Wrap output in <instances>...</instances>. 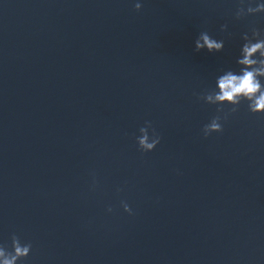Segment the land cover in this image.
Returning a JSON list of instances; mask_svg holds the SVG:
<instances>
[{"label": "water", "instance_id": "1", "mask_svg": "<svg viewBox=\"0 0 264 264\" xmlns=\"http://www.w3.org/2000/svg\"><path fill=\"white\" fill-rule=\"evenodd\" d=\"M238 2L0 0V243L30 242L23 264H264V114L201 133L198 96L264 30Z\"/></svg>", "mask_w": 264, "mask_h": 264}, {"label": "clouds", "instance_id": "2", "mask_svg": "<svg viewBox=\"0 0 264 264\" xmlns=\"http://www.w3.org/2000/svg\"><path fill=\"white\" fill-rule=\"evenodd\" d=\"M134 7L139 10L142 0H134ZM257 14H264V0H239L233 16L241 19ZM225 27L221 25L220 31L223 32ZM240 40L234 61L237 67L222 70L215 76L213 86L198 96L204 104L215 106L217 113L202 126L201 133L204 137L221 132L222 121L227 115L236 112L242 102L246 103L249 113L264 114V30L250 26L241 33ZM224 43V39L211 35L207 30H201L194 40V47L196 51L205 49L210 53L220 52ZM134 140L140 152L148 153L160 143V136L152 123L146 120L138 128ZM121 206L124 212L131 214L128 203L121 201ZM107 211L111 212V207ZM31 250L30 242H22L13 233L10 243H0V264H23Z\"/></svg>", "mask_w": 264, "mask_h": 264}]
</instances>
